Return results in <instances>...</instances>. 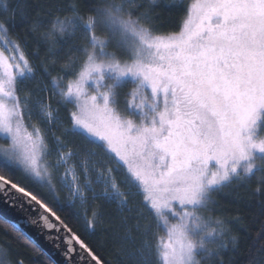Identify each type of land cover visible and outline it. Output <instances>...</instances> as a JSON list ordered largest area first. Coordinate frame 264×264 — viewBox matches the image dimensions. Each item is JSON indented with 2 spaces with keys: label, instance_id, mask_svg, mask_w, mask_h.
I'll use <instances>...</instances> for the list:
<instances>
[{
  "label": "rangeland",
  "instance_id": "374dc122",
  "mask_svg": "<svg viewBox=\"0 0 264 264\" xmlns=\"http://www.w3.org/2000/svg\"><path fill=\"white\" fill-rule=\"evenodd\" d=\"M121 31L119 38L114 32L99 38L93 32L94 49L68 91L76 108L72 129L86 141L78 145L72 138L65 141L56 134L55 129L64 125L62 119L37 98L33 97L32 116L26 121L17 81L32 68L23 47L8 42L0 27V161L47 185L53 172L67 205L82 213L88 195L115 203L127 215L123 224L127 239L138 242L131 258L149 256L157 257L159 264H198L189 239L194 230L189 232L188 222L196 218L195 210L203 207L208 192L222 186L215 182L218 173L221 177L228 173L223 184L233 174L254 173L255 153L245 158L236 151L213 161L198 176L169 175L170 161L154 142L137 140L139 133L159 121L164 106L163 97H155L144 78L158 63L160 43L131 38ZM117 78L135 82L136 88L127 89ZM126 90L131 96L124 99ZM130 225H135L136 235H130Z\"/></svg>",
  "mask_w": 264,
  "mask_h": 264
},
{
  "label": "snow or ice",
  "instance_id": "6c2138e0",
  "mask_svg": "<svg viewBox=\"0 0 264 264\" xmlns=\"http://www.w3.org/2000/svg\"><path fill=\"white\" fill-rule=\"evenodd\" d=\"M166 6L180 15L176 27L159 37L158 63L144 76L153 95L163 97L164 106L159 121L139 133L137 140L154 142L170 161L169 175L198 176L213 161L236 151L245 158L264 153V134L259 128L264 119V0H172ZM18 10L13 0H6L0 17L11 13L14 18ZM60 24L63 31V22ZM0 27L11 34V25L2 18ZM227 179V172L222 177L218 173L215 182L223 185ZM256 193L260 194L259 188ZM0 200L26 213L23 226L12 225L19 234L14 239L46 257V264H97L102 259L91 245H82L79 233L62 223L39 193L0 175ZM243 222L240 217L228 223L233 227ZM252 232L249 247L256 256L246 264H264V216ZM244 233L240 227L238 236H246ZM40 237L59 254V261L45 251ZM0 247L10 264H25L9 244ZM223 247L219 264L240 245Z\"/></svg>",
  "mask_w": 264,
  "mask_h": 264
},
{
  "label": "trees",
  "instance_id": "16d2710c",
  "mask_svg": "<svg viewBox=\"0 0 264 264\" xmlns=\"http://www.w3.org/2000/svg\"><path fill=\"white\" fill-rule=\"evenodd\" d=\"M5 2L6 0H0V9H3ZM171 2L172 0H13L19 9L15 17L9 13L0 18L12 27L11 34L5 31L7 41L23 47L32 68V72L25 73L17 81L20 102L25 106L26 121L32 116L33 97L37 98L62 119L64 125L55 129L60 138L65 141L72 138L78 145L85 144L83 136L72 129V116L76 108L68 98V91L76 83L94 49L93 32L97 31L98 38L108 35V32H114L119 38L123 33L122 29L131 38L160 43L159 37L163 31L174 29L180 15L177 9L166 6ZM60 21L63 22V31L60 30ZM108 75L115 79L112 71ZM121 82L127 89L136 88L135 82L117 78V83ZM129 96L131 95L127 94V90L123 91L124 99ZM259 128L264 134V119L259 123ZM255 165L252 175L233 174L225 184L208 192L203 207L195 210L196 218L188 222L189 232L194 230L189 239L198 264H219L218 257L225 252L223 246L227 245L230 249L237 243L240 247L234 254L226 249L228 255L224 257L222 264H246L248 259L256 256L249 244L254 236L252 230L257 227L258 219L264 216V153H255ZM120 170L123 171L122 167ZM0 175L39 193L56 211L61 221L72 232L79 233L80 242L85 247L91 245L102 258L99 260L102 264H159L157 257L151 259L146 256L141 260L130 257L132 252H136L138 242L127 239V229L123 227L127 215L121 214L115 203H107L99 196L94 198L88 195L85 211L82 213L67 205L65 194L53 172L47 185L27 178L19 169L0 161ZM257 188L259 195L256 193ZM143 206L146 208L144 204ZM147 211L158 224L154 214L148 209ZM240 217H243V223H234L233 227L229 225L228 222ZM158 227L163 231L159 224ZM240 227L245 229L247 233L243 235L246 236H238ZM128 230L130 235L137 234L135 225H130ZM18 235L13 231L12 224L0 218V245L9 244L14 255L22 257L25 264H46V257L16 243L14 237ZM137 254L134 253L135 257ZM0 261L10 264L2 247Z\"/></svg>",
  "mask_w": 264,
  "mask_h": 264
},
{
  "label": "water",
  "instance_id": "95a60500",
  "mask_svg": "<svg viewBox=\"0 0 264 264\" xmlns=\"http://www.w3.org/2000/svg\"><path fill=\"white\" fill-rule=\"evenodd\" d=\"M25 217H26V213L25 212H22V211H20V210H18L16 208L10 207L4 201L0 200V218H2L5 222L10 223L12 225L14 223H21L22 226H23V223L25 221ZM30 231L34 233L35 229H31ZM39 242L45 248V251L49 250V251L52 252L54 260H57V261L60 260L59 254L56 253L54 249H51L50 245L45 243L43 237L39 238ZM97 264H102V263L98 260Z\"/></svg>",
  "mask_w": 264,
  "mask_h": 264
}]
</instances>
